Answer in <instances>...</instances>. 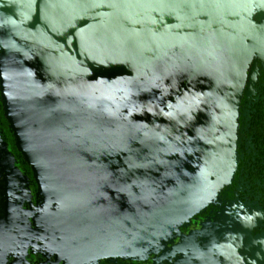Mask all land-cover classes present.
Instances as JSON below:
<instances>
[{"label":"water","instance_id":"obj_1","mask_svg":"<svg viewBox=\"0 0 264 264\" xmlns=\"http://www.w3.org/2000/svg\"><path fill=\"white\" fill-rule=\"evenodd\" d=\"M252 2L264 0H0L6 116L76 247L153 241L229 181L247 68L264 63ZM214 53L234 64L211 84Z\"/></svg>","mask_w":264,"mask_h":264},{"label":"flooded vegetation","instance_id":"obj_2","mask_svg":"<svg viewBox=\"0 0 264 264\" xmlns=\"http://www.w3.org/2000/svg\"><path fill=\"white\" fill-rule=\"evenodd\" d=\"M246 18L254 23L263 22L264 2H252ZM167 51L168 47L154 49V53L157 54ZM227 62L234 64L226 56L211 54V84H216ZM175 66L177 65H173ZM165 67L169 68L166 64ZM263 71V61L253 54L245 75L242 94L250 86L252 76H257L254 77L257 85H264ZM157 76L158 74L151 80L154 81L150 86L155 85L156 87L161 80L157 81L155 79ZM158 91L159 86L154 90V95ZM1 103L0 97V264H158L161 261H167L168 264L170 262L173 264H211L213 253L211 248L219 240L241 241L242 243L252 240L253 244L264 243L263 235L253 233V226L259 221L261 210L256 208L248 211L235 207L224 215L227 220L226 226L222 225L220 219L212 216L211 221L204 220V213H201L182 221L177 233L171 235L169 239L162 240L163 243L160 245L155 246L158 238L142 243L137 236H134L128 238L120 249L115 250V253L84 257L85 253L89 255L88 249L76 247L75 238L67 237L62 225V217L65 214L60 211V205H55V196L44 193L33 169L26 164L24 156L15 143L13 130L8 127L9 122L3 111V103ZM133 129L135 128H130L128 131ZM126 145H128L126 149H132L133 144ZM124 146L125 144L117 147L119 149ZM109 148L112 149L113 145ZM127 152L123 149L121 152L114 151L113 155L119 157L116 162L125 164L124 157ZM126 165L128 170H132L133 159L127 161ZM113 166L115 170L119 167L116 164ZM105 170L109 171L103 168V171ZM249 218L250 223H248ZM204 231L210 232V240L203 235ZM188 235L191 236L184 241V237ZM89 238L85 236L84 243H89ZM90 245L96 244L91 243ZM174 245H178L181 252L176 250L172 256L164 255ZM192 255L197 257L194 259L188 257Z\"/></svg>","mask_w":264,"mask_h":264},{"label":"trees","instance_id":"obj_3","mask_svg":"<svg viewBox=\"0 0 264 264\" xmlns=\"http://www.w3.org/2000/svg\"><path fill=\"white\" fill-rule=\"evenodd\" d=\"M254 77L252 76L250 86L244 90L243 94L247 97L241 94L243 98L239 100L237 107L235 158L229 181L220 185L188 215L175 221L163 231L157 237L155 246L176 234L182 221L201 213H204V220L211 221L212 216L220 219L222 225L226 226L227 220L224 215L235 207L248 211L256 208L261 210L259 221L253 226V233H259L264 238V85H257L255 80L257 76ZM0 97L3 103L1 88ZM3 111L6 115L4 103ZM8 127L11 128L10 125ZM26 164L29 166L28 162Z\"/></svg>","mask_w":264,"mask_h":264},{"label":"rangeland","instance_id":"obj_4","mask_svg":"<svg viewBox=\"0 0 264 264\" xmlns=\"http://www.w3.org/2000/svg\"><path fill=\"white\" fill-rule=\"evenodd\" d=\"M33 161L39 162L38 158L40 156L38 155V152L33 151ZM152 160V158H150ZM55 196V205H63L65 204V201L63 199H60V196ZM2 202V201H1ZM67 210H64L63 213L67 212ZM68 219V215H64ZM251 220L249 218L248 223H250ZM210 232L204 231L203 235H206V237L211 239ZM202 234V233H201ZM191 235L185 236L184 241L187 240ZM224 240H219L214 244V247L211 248L213 253L211 254V264H264V243H258L253 244L252 240L250 242L242 243L241 241H232L228 240L227 242H223ZM181 245V244H180ZM95 246H91L88 248V254H84V257H96L97 254L100 256L102 254H99L98 252H95L98 250V248H94ZM179 250L181 252V249L178 245L171 246L166 254L164 255H171L176 251ZM191 259L196 258V255L188 256ZM166 259H169L170 257H165ZM169 262V261H168ZM158 264H168L167 261H161ZM170 264H173L170 262ZM198 264V263H197ZM207 264V263H204Z\"/></svg>","mask_w":264,"mask_h":264}]
</instances>
